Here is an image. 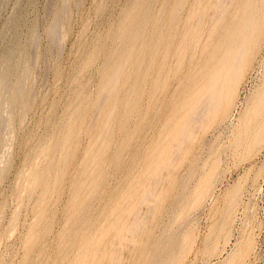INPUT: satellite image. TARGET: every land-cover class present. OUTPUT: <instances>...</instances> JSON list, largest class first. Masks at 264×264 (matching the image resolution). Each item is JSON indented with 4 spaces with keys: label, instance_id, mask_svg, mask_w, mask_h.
I'll list each match as a JSON object with an SVG mask.
<instances>
[{
    "label": "rangeland",
    "instance_id": "374dc122",
    "mask_svg": "<svg viewBox=\"0 0 264 264\" xmlns=\"http://www.w3.org/2000/svg\"><path fill=\"white\" fill-rule=\"evenodd\" d=\"M0 264H264V0H0Z\"/></svg>",
    "mask_w": 264,
    "mask_h": 264
},
{
    "label": "bare ground",
    "instance_id": "6f19581e",
    "mask_svg": "<svg viewBox=\"0 0 264 264\" xmlns=\"http://www.w3.org/2000/svg\"><path fill=\"white\" fill-rule=\"evenodd\" d=\"M244 11H245V10H244ZM245 23H246V22H245ZM232 38H233V37H232ZM179 47H180V46H179ZM175 50H177V49L175 48ZM178 50H179V49H178ZM232 57H233V56H232ZM234 57H235V56H234ZM236 57H237V56H236ZM236 57H235V58H236ZM233 59H234V58H232V61H233ZM235 60H236V59H235ZM234 63H235V62H234ZM232 66H234V64H233ZM232 66H231V67H232ZM237 67H238V65H237ZM232 68H233V67H232ZM234 68H235V67H234ZM231 70H232V69H231ZM236 71H237V69H236ZM236 71H235V72H236ZM236 73H237V72H236ZM234 74H235V73H234ZM235 75H236V74H235ZM235 75H234V76H235ZM232 76H233V74H232ZM234 76H233V77H234ZM233 77H231V79H232ZM235 78H236V77H235ZM233 79H234V78H233ZM233 79H232V80H233ZM229 80H230V79H229ZM232 80H231V81H232ZM229 82H230V81H229ZM228 84H229V83H228ZM232 84H233V82H232ZM232 84H231V87H232ZM210 87H211V86H210ZM199 104H200V103H199Z\"/></svg>",
    "mask_w": 264,
    "mask_h": 264
}]
</instances>
